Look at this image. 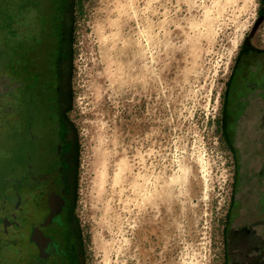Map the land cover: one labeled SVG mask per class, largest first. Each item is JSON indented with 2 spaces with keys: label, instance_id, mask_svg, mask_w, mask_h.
Masks as SVG:
<instances>
[{
  "label": "rangeland",
  "instance_id": "rangeland-1",
  "mask_svg": "<svg viewBox=\"0 0 264 264\" xmlns=\"http://www.w3.org/2000/svg\"><path fill=\"white\" fill-rule=\"evenodd\" d=\"M14 1L0 0L3 224L18 140L8 77L31 41L13 24ZM71 1L67 116L80 152L84 264H225L239 180L246 220L264 236L263 117L227 124L223 111L241 46L264 44V4Z\"/></svg>",
  "mask_w": 264,
  "mask_h": 264
},
{
  "label": "flooded vegetation",
  "instance_id": "flooded-vegetation-1",
  "mask_svg": "<svg viewBox=\"0 0 264 264\" xmlns=\"http://www.w3.org/2000/svg\"><path fill=\"white\" fill-rule=\"evenodd\" d=\"M69 7V0H15L11 8L13 24L20 32L26 29L31 41L15 56L8 77L18 140L10 161L8 219L0 220V264L85 263L76 215L80 152L67 116ZM223 111L227 124L228 115L251 112L264 124V44L247 40L241 46ZM240 186L241 180L225 238V264H264V236L258 232L263 224L247 222Z\"/></svg>",
  "mask_w": 264,
  "mask_h": 264
},
{
  "label": "snow or ice",
  "instance_id": "snow-or-ice-1",
  "mask_svg": "<svg viewBox=\"0 0 264 264\" xmlns=\"http://www.w3.org/2000/svg\"><path fill=\"white\" fill-rule=\"evenodd\" d=\"M261 3L264 4V0H261ZM257 27H259V25H257Z\"/></svg>",
  "mask_w": 264,
  "mask_h": 264
},
{
  "label": "trees",
  "instance_id": "trees-1",
  "mask_svg": "<svg viewBox=\"0 0 264 264\" xmlns=\"http://www.w3.org/2000/svg\"><path fill=\"white\" fill-rule=\"evenodd\" d=\"M71 2H73V1L69 0V3H71Z\"/></svg>",
  "mask_w": 264,
  "mask_h": 264
}]
</instances>
